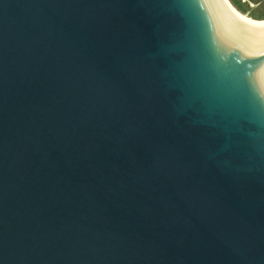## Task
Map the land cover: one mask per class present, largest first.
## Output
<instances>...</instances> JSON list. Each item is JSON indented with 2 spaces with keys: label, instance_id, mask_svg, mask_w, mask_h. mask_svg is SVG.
I'll use <instances>...</instances> for the list:
<instances>
[{
  "label": "water",
  "instance_id": "1",
  "mask_svg": "<svg viewBox=\"0 0 264 264\" xmlns=\"http://www.w3.org/2000/svg\"><path fill=\"white\" fill-rule=\"evenodd\" d=\"M0 264H264V38L215 0H0Z\"/></svg>",
  "mask_w": 264,
  "mask_h": 264
},
{
  "label": "bare ground",
  "instance_id": "2",
  "mask_svg": "<svg viewBox=\"0 0 264 264\" xmlns=\"http://www.w3.org/2000/svg\"><path fill=\"white\" fill-rule=\"evenodd\" d=\"M228 28L239 38L256 40L264 38V19L255 20L237 11L228 0H215Z\"/></svg>",
  "mask_w": 264,
  "mask_h": 264
},
{
  "label": "rangeland",
  "instance_id": "3",
  "mask_svg": "<svg viewBox=\"0 0 264 264\" xmlns=\"http://www.w3.org/2000/svg\"><path fill=\"white\" fill-rule=\"evenodd\" d=\"M246 13V16L251 18L264 19V0H233Z\"/></svg>",
  "mask_w": 264,
  "mask_h": 264
},
{
  "label": "trees",
  "instance_id": "4",
  "mask_svg": "<svg viewBox=\"0 0 264 264\" xmlns=\"http://www.w3.org/2000/svg\"><path fill=\"white\" fill-rule=\"evenodd\" d=\"M230 2V4L237 10L239 11L241 14H244L245 15V11L237 4L235 3V1L233 0H228ZM249 18H251L250 16H248ZM253 19V18H252ZM255 20H263V19H259V18H254Z\"/></svg>",
  "mask_w": 264,
  "mask_h": 264
}]
</instances>
